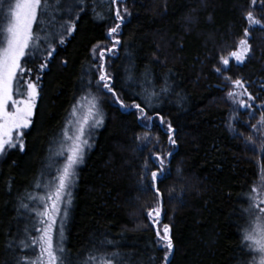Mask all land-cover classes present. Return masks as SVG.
I'll return each instance as SVG.
<instances>
[{
    "label": "trees",
    "instance_id": "trees-1",
    "mask_svg": "<svg viewBox=\"0 0 264 264\" xmlns=\"http://www.w3.org/2000/svg\"><path fill=\"white\" fill-rule=\"evenodd\" d=\"M256 2L254 13L262 25L250 28L246 15L251 0H124L123 4L83 0V12L78 0H49L42 24L33 28L41 37L35 58L22 61L30 70L26 78L41 76L33 123L24 130V151L15 148L0 156V264H17L28 251L19 241L27 238L24 230L33 224L32 212L18 211L19 200L32 203L26 197L35 193L41 173H48L49 154L73 105L91 92L99 98L105 122L77 171L65 225L67 264H83L90 253L100 254L97 249L119 251L121 264H165V250L155 235L157 229L163 234V224L170 226L174 243L170 264H240L243 241L238 232L246 225L243 209L248 206L242 196L252 194L264 155L246 144L253 119L235 124L243 138H234L229 131L224 93L225 77L243 78L251 92L257 90L255 80L264 82V0ZM69 6L76 24L71 36L65 26L69 13L60 14ZM117 8L122 15L127 8L131 15L116 37L120 45L109 53L113 38L108 29L118 23ZM5 10L0 8V37ZM245 28L252 52L243 64L231 63L224 70L222 58L236 48ZM60 39L65 40L63 45ZM98 44H108L102 50L104 63L124 104L139 103L149 115L159 113L157 125L162 116L177 129V154L170 164L166 124L164 130L143 129L139 113L125 112L94 87H85L99 75L100 62L93 57ZM53 48L56 51L41 73L40 65ZM218 67L221 73L215 71ZM165 80L173 93L149 97L153 87L159 91ZM22 82L15 85L23 88ZM175 93L183 97L182 106ZM149 99L154 109L146 106ZM259 115L264 117V108ZM145 136L152 139L141 151L138 144ZM156 149L165 156L171 175L160 186L161 216L153 226L146 212L161 205L152 191L138 190V184L149 153L155 155ZM104 240L113 244L101 245Z\"/></svg>",
    "mask_w": 264,
    "mask_h": 264
},
{
    "label": "snow or ice",
    "instance_id": "snow-or-ice-1",
    "mask_svg": "<svg viewBox=\"0 0 264 264\" xmlns=\"http://www.w3.org/2000/svg\"><path fill=\"white\" fill-rule=\"evenodd\" d=\"M117 0H111V3L115 4ZM83 0H78V6L82 5ZM123 4L124 0H120ZM252 4H256V0H252ZM6 7L7 11V24L4 29L6 37L3 43H0V156L7 155L11 149L18 148L20 151H24V130L29 129L33 123L34 110L36 108V101L40 95L39 84L29 79L26 83V93L20 92L14 88V82L22 80L24 76L30 74V70L25 68L22 61L25 64L28 59L35 58L34 50L39 47L38 41L40 36L34 35V25H41L43 18L47 15L49 10V0H0V8ZM67 11L69 18L65 21L66 32L68 36L76 30L75 20L71 18L70 13L72 7L61 10V15ZM85 11V8L80 6V12ZM131 13L127 8L124 9V14H121L119 8L115 11V23L114 26L108 29V36L113 38V48L109 49V53H112L117 45H120L121 41L116 38L120 35L121 27L125 23L127 16ZM76 19H79V13L76 15ZM246 20L253 25L260 24L259 20L254 19L253 12L249 11L246 15ZM43 31V28L40 29ZM242 38L237 45V51L232 53V57L237 64H243L252 52V46L250 44L249 29L245 28ZM46 38V37H45ZM59 43L63 45L64 39H60ZM56 49H51L47 52V60L40 65L41 73L48 67L53 57V53ZM95 51V49H93ZM28 58V59H26ZM100 63L97 67L99 73L98 78L93 81L89 80L85 85L86 88H95L102 96H107L110 99L111 104L117 105L119 109L132 114L139 113L137 120L139 127L151 131L154 127L163 126L166 124V130L164 134L167 136L170 150L166 156L169 161L175 157L176 148L178 147L177 138L175 133L176 128L173 127L171 122H166L164 118L159 117V123L157 125L156 116L149 115L145 111V107H142L139 103H133L126 105L118 95L115 84L113 83V76L107 70L104 63V52L100 53ZM66 64L67 61H64ZM225 66L224 70L228 69L229 60L224 59L222 61ZM217 73H221V68H216ZM41 79L40 75L36 76V81ZM129 80H132L131 75L128 76ZM233 88L241 89L240 92L229 91L228 97L232 99L234 104H238L240 109L256 110L264 108V103L259 105L255 104L257 97H254L248 92L246 84L242 78L232 79L231 77H225ZM147 83V81H146ZM123 90V89H121ZM145 92H148L147 88H144ZM173 93V89L168 85L167 80L163 82V85L157 91L154 87L153 90L148 93L149 97L159 98L163 95ZM177 96L178 106L183 105V97L179 93H175ZM246 95L247 101L243 99H237V97ZM19 96L21 98H14ZM93 103L89 104L86 110V114L77 115L78 107L83 110L84 105L79 101L72 108L71 116L72 120L69 121L70 125H74V131L69 134L68 127L66 126L62 136L63 139L59 142V149L55 153L56 156L62 157L63 162L60 167L56 169L55 176L45 183L37 181L34 185L35 189H42L44 191L43 196H36L32 194L27 195V200L32 201L31 204L25 202V198L19 200V210L31 213L35 212L36 217L39 220L41 227H36L35 231L39 233L38 236H32L29 229L25 228L27 240H20L19 246L21 249L38 248V255L35 259L28 256H22L17 264H67L69 253H67L65 247V225L69 215V208L72 204V189L75 186L77 178V169L83 164L86 155V149H90L92 144L89 140L95 135V131L103 127L105 119L104 114L98 106L99 101L95 96L92 97ZM11 106V111L9 107ZM149 109H154L155 105L149 99L146 103ZM135 110L133 112L132 110ZM250 116H254V112L249 113ZM260 124L264 126V117L261 118ZM247 126V125H246ZM229 131L233 133L234 138H243L242 133L236 131L231 124L228 125ZM14 133L16 135H14ZM140 140V137H137ZM150 136L143 137L144 143L138 144V149L143 151L147 147V143L151 141ZM247 145H253L254 141L252 137H249L246 141ZM251 150L255 151L253 147ZM51 151V150H50ZM155 155L149 153L148 163L143 165L141 181L138 184V190L152 191L157 197L161 206L152 208L146 212V218L149 219L152 225L159 223L161 216L162 203L164 193L160 191V186L163 185L164 180L168 179L171 175V169L169 165L165 164V156L159 154V150H154ZM260 154L264 155V143L260 145ZM149 164L152 165L149 168ZM177 175L180 174V169H176ZM44 173H41V177ZM252 194H243L242 198L246 199L248 206L243 209L246 214V225L243 226L242 231L238 232V235L242 237V245L240 248L243 254L240 264H264V166L260 169V181L259 187H253L250 189ZM41 206L43 211H40ZM163 234L159 229L156 230L157 245L165 250L163 260L165 264H170V257L174 250L173 238L171 236V229L168 224H163ZM239 228L240 226L237 225ZM55 235V243H54ZM110 240L101 241V245H112ZM99 255L90 253L85 259L83 264H121L122 257L119 251L108 252L106 250L97 249Z\"/></svg>",
    "mask_w": 264,
    "mask_h": 264
},
{
    "label": "rangeland",
    "instance_id": "rangeland-1",
    "mask_svg": "<svg viewBox=\"0 0 264 264\" xmlns=\"http://www.w3.org/2000/svg\"><path fill=\"white\" fill-rule=\"evenodd\" d=\"M11 2H14V0H11ZM257 2L255 5L252 4V0H251V6H252V9L251 11L253 12V17L254 19L256 20H259L260 21V24L258 25H253L251 24L249 21H248V26L250 28H253L255 26H261L262 25V21L260 20V18L254 13V8L257 7ZM4 24H3V27H2V32H1V37H0V43H3V40L4 38L6 37V33L4 31L5 27H6V24H7V11L5 10V17H4ZM242 38H245L244 36ZM241 38V39H242ZM239 43V42H238ZM237 43V45H238ZM108 49V44H98L96 47H95V51H93V57L97 60H99L100 62V53L102 50H107ZM234 51H237V46L236 48L233 50V51H230L228 52L223 58H222V61L224 59H228L229 60V65L228 67L230 66L231 63L233 64H237L235 59L232 57V53ZM247 60V59H246ZM245 60V61H246ZM32 75V73H31ZM36 76L37 75H32L30 78L33 82H36L39 84L38 81H36ZM27 75L23 78V88H20V86H17L15 85V82H14V88L15 89H18L20 92H25L26 93V83L27 81L29 80V78H26ZM243 79V78H242ZM234 80V79H233ZM244 80V79H243ZM262 80L260 81H257L255 80L256 84H257V90L255 92H251V89L249 88V84L247 83L246 84V87H247V90L249 93H251L254 97H257L256 101H255V104L256 105H259L261 103H264V82H261ZM225 82L227 83L228 85V88L226 90V92L224 93V98L225 100L227 101V103L229 104V113H228V119H227V124H231L233 128H235V124L238 122V121H241L243 118L244 119H247V121H250L251 119H253L254 123L252 124V126H250V135L252 137V140L254 141V144H253V147L254 148H259L260 149V145L261 143H264V126H262L260 124V121H261V117L259 115V112L261 109L259 110H256L255 108L251 109V110H245V109H240L239 108V105L238 104H234L232 99L228 97L227 93L229 91H236V92H240L241 89L239 88H233L232 84L225 79ZM254 83V81H252ZM95 96L97 98V101H99V98L97 96V94L95 92H91V93H87L83 96H81L77 101L80 102V104L84 105V109L81 110L79 109L78 107V111H77V115L80 116V115H84L86 114V110H87V107L89 104L93 103V99L92 97ZM262 97V98H261ZM14 98H21L19 96H16ZM237 99H243L245 100V102H249L247 101V96L246 95H243V96H240V97H237ZM100 103V101H99ZM76 104V103H75ZM74 104V105H75ZM73 105V106H74ZM98 106L100 107V104H98ZM73 108V107H72ZM11 106L9 107V111H11ZM71 112H72V109H71ZM71 112L69 114V117L67 118V121L65 122L64 126H63V129L59 135V138L57 139V141L55 142L54 144V147L52 148V151L50 152L49 154V157H48V160H47V165L50 166L48 169H47V174L43 177H41V179L39 180V182L41 183H45L47 182L48 180L52 179L55 174H56V169L58 167H60L62 165V162H63V158L62 157H59V156H56L55 153L58 151L59 149V142L63 139V136H62V133L65 129V127L67 126L68 127V130H69V134H72L73 131H74V125H70L69 124V121L72 120V116H71ZM250 112H254V116H250L249 113ZM100 129V128H99ZM97 129L95 131V135L93 136L92 139L89 140V143L92 144L93 146V143H94V138L97 134V131L99 130ZM14 135H16L14 133ZM92 148V147H91ZM90 149H86V155L88 154V152L91 150ZM85 155V157H86ZM85 159V158H84ZM82 166V164L78 167V169ZM77 169V171H78ZM77 179V178H76ZM259 181H260V172L257 176V180L254 184V187H259ZM76 182V181H75ZM73 191V189H72ZM33 195H36V196H43L44 195V191L42 189H36L35 193ZM264 206V205H262ZM40 211H43V207L41 206L40 208ZM32 219H33V224L32 225H29V231L31 233L32 236H38L39 233H37L35 231V228L36 227H41L42 225H40L39 223V220L38 218L36 217V214L35 212L33 211L32 212ZM28 238V237H27ZM27 238L25 240H27ZM54 243H55V235H54ZM28 251L26 252L25 256H28L29 258H32V259H35V256L38 255V248H27Z\"/></svg>",
    "mask_w": 264,
    "mask_h": 264
}]
</instances>
